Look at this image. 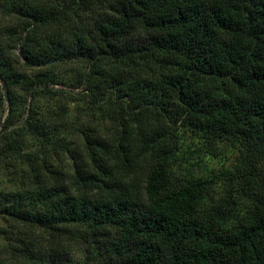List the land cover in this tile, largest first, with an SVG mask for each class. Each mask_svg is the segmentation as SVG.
I'll list each match as a JSON object with an SVG mask.
<instances>
[{"label": "trees", "instance_id": "trees-1", "mask_svg": "<svg viewBox=\"0 0 264 264\" xmlns=\"http://www.w3.org/2000/svg\"><path fill=\"white\" fill-rule=\"evenodd\" d=\"M0 14V162L22 160L0 190V264H264V0H0ZM66 98L84 118L51 109ZM179 129L237 146L239 164L195 178Z\"/></svg>", "mask_w": 264, "mask_h": 264}, {"label": "rangeland", "instance_id": "rangeland-1", "mask_svg": "<svg viewBox=\"0 0 264 264\" xmlns=\"http://www.w3.org/2000/svg\"><path fill=\"white\" fill-rule=\"evenodd\" d=\"M12 24V20L0 14V40H7L10 34L7 33V27ZM19 47L15 52H18ZM81 68V64H71V63H61L58 66L49 68L54 71L56 74L65 75L67 72L72 70H77ZM58 90H63L64 92L71 93L70 99L77 100L83 98L81 89L72 90L70 88H65L61 86H55ZM5 94V93H4ZM7 94V93H6ZM69 98L63 99L61 103L52 104V108H58L59 106L70 107L71 115L73 120L74 118H79L84 116V112L81 102L80 104L71 103ZM45 108H49L48 104L44 105ZM80 106V109L77 107ZM50 112V111H48ZM47 112V113H48ZM1 115V113H0ZM2 123L6 119V114H2ZM84 118V117H83ZM178 142L180 145V163L182 164L181 168L190 169L195 178H211L213 176H219L222 172L227 170H233L239 164L240 150L237 146L219 144L214 147H211L206 141L196 137L190 132L179 129L177 131ZM22 160H8L6 162H0V190L8 191L10 189H16L19 185L18 180L16 179V174L19 173L22 169ZM15 174V175H14ZM227 183L222 177L221 180H218V184L214 188V191L204 200L203 209L205 212H213L221 199L225 197L227 190ZM239 215L241 216L244 213V206H239ZM237 223V221H236ZM3 245L4 243L1 242ZM6 244V243H5Z\"/></svg>", "mask_w": 264, "mask_h": 264}, {"label": "water", "instance_id": "water-1", "mask_svg": "<svg viewBox=\"0 0 264 264\" xmlns=\"http://www.w3.org/2000/svg\"><path fill=\"white\" fill-rule=\"evenodd\" d=\"M6 97H7V94H6Z\"/></svg>", "mask_w": 264, "mask_h": 264}]
</instances>
